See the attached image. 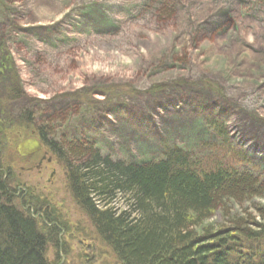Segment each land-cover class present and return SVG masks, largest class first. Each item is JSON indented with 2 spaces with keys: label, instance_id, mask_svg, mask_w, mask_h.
Masks as SVG:
<instances>
[{
  "label": "rangeland",
  "instance_id": "rangeland-1",
  "mask_svg": "<svg viewBox=\"0 0 264 264\" xmlns=\"http://www.w3.org/2000/svg\"><path fill=\"white\" fill-rule=\"evenodd\" d=\"M209 118L264 180V0H0V175L21 213L51 212L49 264L119 263L54 154L36 169L17 155L20 141L48 129L56 145L140 165L164 146L200 155L217 141ZM257 207L263 198L231 203L229 215L257 218ZM229 219L219 211L203 226Z\"/></svg>",
  "mask_w": 264,
  "mask_h": 264
},
{
  "label": "trees",
  "instance_id": "trees-1",
  "mask_svg": "<svg viewBox=\"0 0 264 264\" xmlns=\"http://www.w3.org/2000/svg\"><path fill=\"white\" fill-rule=\"evenodd\" d=\"M206 125L217 141L204 143L200 155L164 146L160 159L140 165L101 157L86 143L56 145L48 129L38 134L65 169L68 192L95 238L117 263L264 264V207L254 209L257 218L229 215L231 203L264 199V180L223 123L209 118ZM13 202L0 175V264H49L47 238L58 244L59 231L51 212L43 209L49 220L41 217L42 234L37 217ZM219 211L230 217L226 224L203 226Z\"/></svg>",
  "mask_w": 264,
  "mask_h": 264
},
{
  "label": "flooded vegetation",
  "instance_id": "flooded-vegetation-1",
  "mask_svg": "<svg viewBox=\"0 0 264 264\" xmlns=\"http://www.w3.org/2000/svg\"><path fill=\"white\" fill-rule=\"evenodd\" d=\"M27 140H34V141L37 140L39 142V148L36 151L32 152V153L25 154L24 156H20L21 159L23 158L24 161H27V160L33 158L34 160H36L35 162H37L36 166H35L36 169H39L40 167H42V163L44 161L47 162V163H50V158H46V156L48 154H51L52 152L46 146L43 145V143L41 141V138L39 139L38 135L37 136H35V135L32 136L31 135V137L29 139H26L23 142H25ZM46 166H47V164H46ZM52 175L53 174H51L48 179H50V177Z\"/></svg>",
  "mask_w": 264,
  "mask_h": 264
},
{
  "label": "bare ground",
  "instance_id": "bare-ground-1",
  "mask_svg": "<svg viewBox=\"0 0 264 264\" xmlns=\"http://www.w3.org/2000/svg\"><path fill=\"white\" fill-rule=\"evenodd\" d=\"M6 69H9L11 72H13L14 74H15V72L13 71V69H14V67H13V65H12V63H10V62H8V65L6 66ZM15 76L17 77V73L15 74ZM37 135H38V137H39V139L41 138V136H40V134H38L37 133ZM37 135H35V136H37ZM35 141H37V140H35ZM38 142V141H37ZM23 142L21 141L19 144H18V147H17V150H16V153H17V155L18 156H22L23 154L21 153V150H20V144H22ZM38 144H39V142H38ZM22 154V155H21ZM52 157H54L55 159H56V157L54 156V155H52ZM21 158V157H20ZM50 162H51V159H50ZM51 174H53L54 175V171H51L50 173H49V175L48 176H50ZM18 188V187H17ZM35 211V210H34ZM44 210L43 209H37L36 211H35V215H36V217L37 218H41L42 217V212H43Z\"/></svg>",
  "mask_w": 264,
  "mask_h": 264
},
{
  "label": "water",
  "instance_id": "water-1",
  "mask_svg": "<svg viewBox=\"0 0 264 264\" xmlns=\"http://www.w3.org/2000/svg\"><path fill=\"white\" fill-rule=\"evenodd\" d=\"M39 148V144L37 141L34 140H27L25 142H23L22 144H20V150H21V154L22 156H24L25 154H29L32 153L34 151H36Z\"/></svg>",
  "mask_w": 264,
  "mask_h": 264
}]
</instances>
